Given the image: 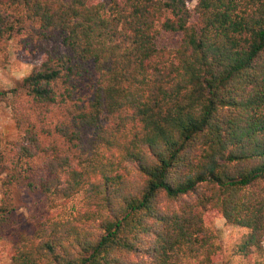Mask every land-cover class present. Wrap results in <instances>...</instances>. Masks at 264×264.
<instances>
[{
  "label": "trees",
  "instance_id": "trees-1",
  "mask_svg": "<svg viewBox=\"0 0 264 264\" xmlns=\"http://www.w3.org/2000/svg\"><path fill=\"white\" fill-rule=\"evenodd\" d=\"M16 33L57 45L0 89V229L17 186L84 207L20 234L10 264H213L208 211L264 256V0H0V64Z\"/></svg>",
  "mask_w": 264,
  "mask_h": 264
},
{
  "label": "rangeland",
  "instance_id": "rangeland-1",
  "mask_svg": "<svg viewBox=\"0 0 264 264\" xmlns=\"http://www.w3.org/2000/svg\"><path fill=\"white\" fill-rule=\"evenodd\" d=\"M94 0H87L92 3ZM186 6L192 8L195 0H185ZM178 40L176 33L161 32L158 36L160 45L174 46ZM53 39H42L31 34H14L8 41L7 61L0 64V89L10 88L14 82L22 76L37 69L41 60L45 58V49H51L57 45ZM60 52L64 51L58 48ZM95 74L89 68L78 76L75 82V91L80 92L81 99L90 93V85ZM80 95V96H81ZM79 96V95H78ZM0 135L2 145L15 135L10 113L3 101H0ZM2 199V187L0 186V200ZM12 209L8 212V219L2 223L0 229V264H10V255L13 244L20 234L31 232L37 223L47 222L53 218L70 217L78 209L84 207V199L81 192L67 198H55L44 195L39 191H32L17 186L12 192ZM207 226L215 234V242L218 252L213 264H264V256L256 249L251 248L248 255H242L235 251V244L248 232L247 228L226 223L215 211L206 214ZM264 248V239L262 241ZM172 264H197L196 259L177 255Z\"/></svg>",
  "mask_w": 264,
  "mask_h": 264
}]
</instances>
